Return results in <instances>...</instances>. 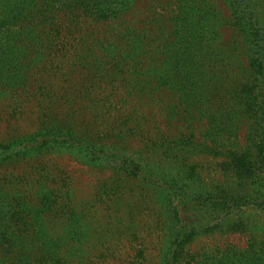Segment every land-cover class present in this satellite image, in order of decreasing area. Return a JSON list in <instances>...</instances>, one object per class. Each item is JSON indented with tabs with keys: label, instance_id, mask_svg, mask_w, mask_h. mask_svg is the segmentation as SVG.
<instances>
[{
	"label": "trees",
	"instance_id": "trees-1",
	"mask_svg": "<svg viewBox=\"0 0 264 264\" xmlns=\"http://www.w3.org/2000/svg\"><path fill=\"white\" fill-rule=\"evenodd\" d=\"M154 1L0 0V264H66L126 202L155 264H264V0ZM54 156L101 174L91 202Z\"/></svg>",
	"mask_w": 264,
	"mask_h": 264
},
{
	"label": "rangeland",
	"instance_id": "rangeland-1",
	"mask_svg": "<svg viewBox=\"0 0 264 264\" xmlns=\"http://www.w3.org/2000/svg\"><path fill=\"white\" fill-rule=\"evenodd\" d=\"M217 5L220 6L223 15H227L228 10L221 1L214 0ZM155 5L157 1H154ZM151 2L142 3L145 9L149 8ZM149 13H144L141 16H136V20L149 21L150 16H153L151 10ZM163 12V10H161ZM231 34V31H223V40L226 42ZM29 119L20 120V130H28L31 123ZM9 129L7 128V122L4 117V112L0 111V138L6 134ZM46 165L50 171L56 173L57 171L63 170L65 174L69 175L73 181L75 196L77 201L91 202L88 198L91 195V189L97 177L101 174H97L88 168L77 164L75 161L67 158L66 156H54L47 158ZM21 171V170H20ZM3 173V172H2ZM0 173V175L2 174ZM9 174V171L5 172ZM22 200H29V195L25 192H21ZM87 204V203H86ZM33 207V206H32ZM94 209V208H93ZM93 209L91 210L93 212ZM95 214L89 216L90 220H84V228L86 231L85 235L74 234V239H81L84 244V239H87L82 249L72 251L71 253L66 252L67 257L66 264H155L158 260V245L157 236L154 229L151 227L150 219L147 220L142 218V212L138 207L127 202L123 205H119L116 210L117 218L106 221V216H102L105 213L103 208L98 206L95 207ZM138 210L136 216L139 223L131 224L128 222L129 211ZM120 214H123L125 219L118 221ZM44 218V217H43ZM47 221V220H46ZM125 221V222H124ZM145 221V222H144ZM56 223L49 224L46 222L47 229L56 230ZM136 226L135 236L129 234L128 227ZM135 228V227H134ZM141 229V230H140ZM129 234V235H128ZM246 236L240 233L233 234H213L210 236H203L196 238L192 243V250H199L210 246H224L225 244H232L238 247L243 246ZM199 252V251H198ZM195 264V263H194Z\"/></svg>",
	"mask_w": 264,
	"mask_h": 264
}]
</instances>
